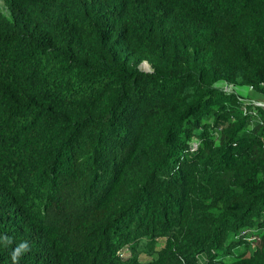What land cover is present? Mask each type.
Instances as JSON below:
<instances>
[{
  "label": "trees",
  "instance_id": "1",
  "mask_svg": "<svg viewBox=\"0 0 264 264\" xmlns=\"http://www.w3.org/2000/svg\"><path fill=\"white\" fill-rule=\"evenodd\" d=\"M0 3V264H264V0Z\"/></svg>",
  "mask_w": 264,
  "mask_h": 264
},
{
  "label": "rangeland",
  "instance_id": "2",
  "mask_svg": "<svg viewBox=\"0 0 264 264\" xmlns=\"http://www.w3.org/2000/svg\"><path fill=\"white\" fill-rule=\"evenodd\" d=\"M147 69H150L151 70V67L150 68H147ZM245 95H246L245 96L246 97L245 100H248V101L255 100V101L264 103L263 101L260 100V98H255L256 96L252 93V91H248L247 94H245ZM253 95H254V97H253ZM191 145H192L193 149H195L197 147V145H198V141L196 139H194L191 142ZM163 243H164V240L160 241L159 244H158V248H160L163 245ZM237 250L239 252L245 251V246H241ZM127 254H125V256ZM232 258H234V256H232ZM141 259L143 261H147L148 260V257L145 256V255H142ZM218 259L220 260L221 259V256ZM226 260H229V258H226ZM207 261H208V259H207V256L205 254H201V255L198 256V263L199 264H205Z\"/></svg>",
  "mask_w": 264,
  "mask_h": 264
},
{
  "label": "built area",
  "instance_id": "3",
  "mask_svg": "<svg viewBox=\"0 0 264 264\" xmlns=\"http://www.w3.org/2000/svg\"><path fill=\"white\" fill-rule=\"evenodd\" d=\"M223 89H224V91H226V92H232V91L234 90L232 87H229V86H227V85H224V86H223ZM250 89H251V88H250ZM243 102H244V104L247 105V106H251V107H253V108L261 107V108L264 109V103H262V102H258V101H255V100L248 101V100H245V99H243Z\"/></svg>",
  "mask_w": 264,
  "mask_h": 264
},
{
  "label": "water",
  "instance_id": "4",
  "mask_svg": "<svg viewBox=\"0 0 264 264\" xmlns=\"http://www.w3.org/2000/svg\"><path fill=\"white\" fill-rule=\"evenodd\" d=\"M142 67L144 68L145 71H147V72L150 71V69H147V68H150V65H149L148 63L145 62V63L142 65Z\"/></svg>",
  "mask_w": 264,
  "mask_h": 264
},
{
  "label": "clouds",
  "instance_id": "5",
  "mask_svg": "<svg viewBox=\"0 0 264 264\" xmlns=\"http://www.w3.org/2000/svg\"><path fill=\"white\" fill-rule=\"evenodd\" d=\"M0 4H2V3H0Z\"/></svg>",
  "mask_w": 264,
  "mask_h": 264
}]
</instances>
